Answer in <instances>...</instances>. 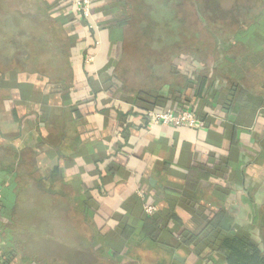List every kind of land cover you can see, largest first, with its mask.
<instances>
[{
  "label": "crops",
  "instance_id": "crops-1",
  "mask_svg": "<svg viewBox=\"0 0 264 264\" xmlns=\"http://www.w3.org/2000/svg\"><path fill=\"white\" fill-rule=\"evenodd\" d=\"M45 4L67 54L44 74L0 71L1 195L13 202L36 172L87 212L94 239L111 247L126 225L143 239L146 219L156 220L178 257L170 264H227L228 235L264 249V0L249 1L247 16L226 18V27L217 20L220 34L203 61L180 54L174 88L145 87L139 96L119 81L124 29L115 0H94L92 28L68 0ZM86 52L96 54L89 64ZM183 105L205 126L149 127L151 108ZM145 203L156 211L146 214ZM183 234L202 237L180 247ZM14 260L25 264L22 255Z\"/></svg>",
  "mask_w": 264,
  "mask_h": 264
},
{
  "label": "trees",
  "instance_id": "trees-1",
  "mask_svg": "<svg viewBox=\"0 0 264 264\" xmlns=\"http://www.w3.org/2000/svg\"><path fill=\"white\" fill-rule=\"evenodd\" d=\"M249 1L115 0L122 7L116 23L124 29L118 69L122 88L134 96L141 95L145 87L174 88L173 81L178 78L174 60L186 54L196 63L203 61L214 50V37L220 34L216 21L223 19L222 27H226L230 22L226 18L247 16L253 7ZM45 3L0 0V71L44 74L52 59L67 54L61 24L48 17ZM1 161L0 170L7 169ZM32 174L18 188L13 202L1 195L5 183L0 182L2 264H15L18 255L23 256L25 264H170L178 259L171 251L173 247L161 240V224L151 218L144 223L143 239L134 237L135 229L126 225L122 239L114 246L106 242L96 249L95 225L87 212L78 209L68 195L49 190L38 173ZM216 219L209 224L214 225ZM179 237L183 247L202 236ZM222 249L227 264H264V249L244 236H226Z\"/></svg>",
  "mask_w": 264,
  "mask_h": 264
},
{
  "label": "built area",
  "instance_id": "built-area-1",
  "mask_svg": "<svg viewBox=\"0 0 264 264\" xmlns=\"http://www.w3.org/2000/svg\"><path fill=\"white\" fill-rule=\"evenodd\" d=\"M70 7H72L73 12L82 17L87 21V26L92 28L88 23V20L93 16V3L94 0H68ZM96 58V54L91 52H86L84 55V63L89 64L93 62ZM147 117L149 121V127L155 128L157 126H168L174 128H180V126H188L196 130L204 127L206 120L198 116L196 111L190 109L187 106H181L180 108H151L147 111ZM139 199L144 201V193H137ZM144 211L146 214L151 215L156 211L155 206L145 203Z\"/></svg>",
  "mask_w": 264,
  "mask_h": 264
},
{
  "label": "rangeland",
  "instance_id": "rangeland-1",
  "mask_svg": "<svg viewBox=\"0 0 264 264\" xmlns=\"http://www.w3.org/2000/svg\"><path fill=\"white\" fill-rule=\"evenodd\" d=\"M102 243H103V241H100V240L96 241V245H97L96 248H98V250L101 249ZM123 249H124V247H123Z\"/></svg>",
  "mask_w": 264,
  "mask_h": 264
}]
</instances>
